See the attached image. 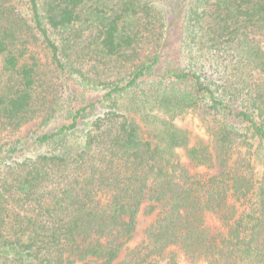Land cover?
<instances>
[{"label":"trees","instance_id":"1","mask_svg":"<svg viewBox=\"0 0 264 264\" xmlns=\"http://www.w3.org/2000/svg\"><path fill=\"white\" fill-rule=\"evenodd\" d=\"M179 25L198 65L161 73ZM47 62L103 93L36 143L107 104L75 148L0 154V264H264V0H0V134L53 115ZM137 91L152 130L125 111ZM187 112L204 136L173 122Z\"/></svg>","mask_w":264,"mask_h":264},{"label":"rangeland","instance_id":"2","mask_svg":"<svg viewBox=\"0 0 264 264\" xmlns=\"http://www.w3.org/2000/svg\"><path fill=\"white\" fill-rule=\"evenodd\" d=\"M171 35L169 44H165L162 49L160 66L157 69H159L161 73L166 74L171 71L172 68L187 70L189 69V66H197L199 59V44L193 42L194 39L191 40L193 32H190L189 34V32L183 30V26L179 25L178 28H173ZM36 50L42 58V62L45 63L47 57L44 50L40 46H38ZM192 57L195 59L191 60ZM50 68L53 69V67L47 62L45 64V69L49 71V77L53 80L52 85L55 90L54 93L55 95L57 94L53 115L50 118H47L45 115L40 116L24 125L14 134H0V154L12 146L17 148V157L21 158L35 156L47 150L61 153L65 150L75 148L81 142L85 122L106 108V102L98 103L96 107L92 109L91 113L84 115L76 130L68 134L67 137L61 141L49 143L47 145L36 143L35 139L37 136L54 129L60 124L69 122L74 109L78 105H82L83 103L87 104L90 101L95 100V98L101 97V94L103 93L100 90L82 84L80 79L74 75L60 73L57 76ZM145 85H147V82ZM137 92L138 94L132 99L123 101L124 105H127V107L128 105H132L134 111H125L130 117L138 122L140 127L145 130H152L153 124H150L147 121L145 115L148 113L152 116L161 117V111L157 107L158 104L156 101H152L151 99L150 101H142L140 98L144 97L143 93L139 91ZM162 116L163 118L168 119L163 113ZM173 122L180 126H187V129L190 130L191 139L204 136V130L200 121L192 112L176 116ZM175 152L180 159L184 158V152L182 149H177ZM220 170L221 167L219 166L211 169H203V171L210 174L217 173ZM155 215V213L144 214L143 212H140L137 215L135 232L124 246L120 258L126 253L127 249L133 248L143 241L145 238V230L154 220Z\"/></svg>","mask_w":264,"mask_h":264}]
</instances>
